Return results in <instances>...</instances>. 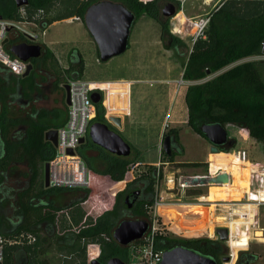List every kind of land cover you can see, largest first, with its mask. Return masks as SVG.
Segmentation results:
<instances>
[{
	"label": "trees",
	"instance_id": "16d2710c",
	"mask_svg": "<svg viewBox=\"0 0 264 264\" xmlns=\"http://www.w3.org/2000/svg\"><path fill=\"white\" fill-rule=\"evenodd\" d=\"M28 1L30 12L45 11L42 27L47 29L54 23L73 18L84 21L87 9L98 0ZM115 1L133 12L137 21L145 14L156 19L162 25L161 40L166 49L180 55V49L186 47L171 33L170 19L162 13V0ZM180 11L179 8L178 13ZM0 16L4 20L19 19L15 0H0ZM209 18L207 28L193 43L184 65L183 80L197 82L188 87L185 95L187 124L203 138L202 127L207 124L220 123L226 129L237 127L264 144V60L247 61L264 56V2L225 0ZM14 42L24 44L27 41L16 34L9 37L8 44ZM41 46L43 60L32 61L34 70L26 78L13 76L0 64V232L4 238L20 242L6 246L2 264H19L20 258L28 264H87L86 247L90 243L101 245L100 264H107L112 258L130 264V246L119 245L113 232L129 214L123 203L127 191L124 187L131 185L129 174L138 159L112 155L87 139L79 155L90 170L101 175L93 178V188L45 187L44 167L56 152L45 140V134L65 124L67 108L50 113L32 109L24 115L22 109L15 110L14 106L21 104L19 99H27L39 91L36 68L40 64L65 94L64 87L69 80L83 77L85 63L80 53L73 50L68 68L63 69L53 51ZM211 75L214 78L206 80ZM10 105L13 108H9ZM95 122L108 125L103 101L97 105ZM172 132L180 144L178 130ZM229 141V149L221 151L226 158L232 157V151L236 150L230 137ZM181 149L180 155L184 152L183 147ZM200 165L193 163L191 166ZM158 171L152 168L139 176L149 184L152 199L133 210L138 217L148 218V208L154 203ZM68 197H72L69 202ZM211 201L201 197L196 203ZM81 206L87 209L77 212ZM93 206L102 210L92 211ZM29 235L35 237V242L29 243ZM177 246L212 258L218 264H222L221 258L226 255L221 241L208 238L175 240L160 234L156 237L157 249L170 250ZM258 260L255 254L242 253L237 264H255Z\"/></svg>",
	"mask_w": 264,
	"mask_h": 264
},
{
	"label": "rangeland",
	"instance_id": "374dc122",
	"mask_svg": "<svg viewBox=\"0 0 264 264\" xmlns=\"http://www.w3.org/2000/svg\"><path fill=\"white\" fill-rule=\"evenodd\" d=\"M171 1L177 4L178 10L180 8L186 13L188 19L198 16L196 20H199L208 18L224 0L221 3L214 0L210 7L206 4L210 0ZM173 18L169 20L171 33L178 24ZM189 30V33H196L194 29ZM14 35L11 33L9 37ZM161 35L162 25L145 14L132 29L129 50L108 62H101L97 46L83 20L73 18L70 22L51 25L46 31L45 43L37 44L51 49L63 69L69 66L71 51L77 50L85 62L82 79L100 85L113 84L106 87L109 91L106 102L108 106L115 103L112 106L115 111L111 113L103 104L105 120L132 146L129 160L138 159L131 168L130 177L149 173L152 168L159 170L154 186V203L148 210V221L158 231L175 240L208 238L220 241L216 230L226 228L230 238L223 242L226 255L221 258L222 264H237L242 253L255 254L259 257L255 264H264V144L237 127L229 126V137L236 150L232 151V157L226 158L221 151L229 149L230 142L219 148V152L213 151L206 138L179 124L177 129L181 131L180 142L184 153L174 159L164 154L163 135L174 128L171 121L186 118L187 106L183 99L188 87L197 82L183 80L184 65L195 38L190 34L183 38L179 36L186 47L181 48L180 55H177L165 48ZM255 60H264V56L247 59ZM212 78L214 75L206 80ZM62 95L56 81L43 72L39 92L30 97L29 108L49 111L58 104L64 107ZM172 104L176 114L170 118L169 107ZM22 105L14 106V109L21 110ZM112 117L122 119V130L111 121ZM200 161L204 164L199 167L188 165ZM222 170L232 172L231 188H178V178L182 175H215ZM201 197L212 201L205 206L202 205L204 203L195 205ZM71 199L68 197L67 202ZM86 207L81 206L77 212L85 211ZM99 209L102 210L93 206L92 211ZM227 257L232 260L224 263L223 258Z\"/></svg>",
	"mask_w": 264,
	"mask_h": 264
},
{
	"label": "water",
	"instance_id": "95a60500",
	"mask_svg": "<svg viewBox=\"0 0 264 264\" xmlns=\"http://www.w3.org/2000/svg\"><path fill=\"white\" fill-rule=\"evenodd\" d=\"M17 8L28 6V0H15ZM163 15L166 18H173L177 15L178 10L170 4L166 3L163 7ZM0 20L3 17L0 16ZM137 20L136 15L131 12L122 3L111 1H103L91 5L84 16V24L95 42L98 52L99 61L108 62L114 57L123 55L129 50L130 37L133 27ZM8 44V39L4 41ZM10 52L19 59L27 62L40 59L43 54L41 45L19 44L10 48ZM34 70L32 62L28 65L26 74L22 78L30 76ZM66 104L70 103V87L65 85ZM93 102L98 105L102 101V96L98 92L92 94ZM1 113V105H0ZM111 121L119 128L123 129L121 118L112 117ZM202 133L205 138L212 144L213 151H218L219 148L229 143V133L225 126L220 123L207 124L202 127ZM247 134V133H246ZM248 135V134H247ZM89 139L91 142L118 157H129L132 149L122 136L111 130L106 124L94 123L90 128ZM45 140L50 142L54 147L57 146L58 131L52 129L45 134ZM86 142V139L80 141L81 145ZM170 139H165V149L169 157L172 156L170 151ZM69 154L74 152L69 150ZM44 183L45 187L49 188V163L44 167ZM230 184V174L226 171H221L217 175H182L178 178V188L180 189H198L209 188L210 186H227ZM128 200V199H127ZM149 230V224L145 220H124L116 227L113 232L114 240L123 247H128L134 242L140 241ZM221 242H227L230 238L229 230L219 228L216 230ZM224 263L231 261L227 257L223 259ZM92 264H100L95 261ZM107 264H126L119 258H112ZM161 264H218L212 258L202 256L192 250L177 246L173 249L166 250Z\"/></svg>",
	"mask_w": 264,
	"mask_h": 264
},
{
	"label": "built area",
	"instance_id": "2783aa9c",
	"mask_svg": "<svg viewBox=\"0 0 264 264\" xmlns=\"http://www.w3.org/2000/svg\"><path fill=\"white\" fill-rule=\"evenodd\" d=\"M85 1V0H80ZM223 0H220L221 3ZM225 1V0H224ZM236 1H257L264 0H236ZM214 0H210V5ZM19 9V19L0 20V64L10 73L22 78L28 69L31 61H23L10 52V48L19 45L18 42L4 44L11 33L20 34L27 42V45H39L44 43L47 29L42 27L45 11L43 9L34 12L29 11V5ZM80 20L79 18H74ZM210 18L187 19L188 29L196 30V33L184 31V35L190 34L196 39L203 35L208 26ZM176 29L181 30V27ZM173 33V31H172ZM174 34V33H173ZM176 35V34H175ZM183 35V36H184ZM182 37L181 35H177ZM193 42V43H194ZM7 45L8 48H7ZM70 87V103L67 105V119L63 126L57 129L58 141L55 148V156L49 162V188H60L68 190L91 189L93 188V174L79 155L80 141L87 139L90 128L97 117V105L92 100V94L98 92L102 96L105 105L107 92L106 87L99 83H91L84 79L69 80L66 84ZM69 150L74 152L69 154ZM163 235L150 224L148 232L137 242L130 245V264H161L166 250L156 248L157 235ZM29 243L35 242V237L29 235ZM20 244L19 241L6 239L0 232V264L3 263L5 248L7 245ZM87 264L99 262L101 245L90 243L86 247ZM232 257V254H231ZM230 257V258H231ZM232 260V259H231Z\"/></svg>",
	"mask_w": 264,
	"mask_h": 264
},
{
	"label": "flooded vegetation",
	"instance_id": "af4514ba",
	"mask_svg": "<svg viewBox=\"0 0 264 264\" xmlns=\"http://www.w3.org/2000/svg\"><path fill=\"white\" fill-rule=\"evenodd\" d=\"M103 1H111V2H115V3H119V2H116L115 0H98L96 3H99V2H103ZM164 1H168V2H165L164 4H163V2L161 1L160 2V4H161V8H162V10H163V7H164V5L166 4V3H170V4H172L174 7H175V9L176 10H178L177 9V4L175 3V2H173V1H171V0H164ZM95 3V4H96ZM162 5H163V7H162ZM172 19V18H171ZM84 22V21H83ZM43 57H44V51H43V54H42V57L40 58V59H37L38 61H40V62H42V60H43ZM37 73H38V80H37V86H38V84H39V86H40V80H41V78H42V73L44 72H46L45 71V69L42 67V65L40 64V66H37ZM37 93V91L35 92V93H33V95L34 94H36ZM32 96V95H31ZM30 96V97H31ZM30 97H29V99L28 100H26L25 101V99H19V101L21 102V104H23V105H25L26 107V109H30L29 111H32V108H29V107H31L30 106ZM34 109V108H33ZM94 123H100V122H94ZM93 123V124H94ZM107 125V124H106ZM110 124H108L107 126H109ZM109 127H111V130H114L115 131V129L110 125ZM174 129H176V130H178L177 128H173V129H171V130H169L168 131V133H166V134H164L163 135V138H162V149H163V152H164V154L169 158V159H174V157L175 156H180V153L182 152L181 150V147H182V145H180L179 143H177V139H176V135H175V133H173L172 131L174 130ZM115 132H117V131H115ZM178 132H179V130H178ZM118 133V132H117ZM179 135V134H178ZM167 137H169V139H170V146H169V148L168 149H170V151H171V153H172V156L171 157H169L168 155H167V151H166V149H165V147H164V145H165V139L167 138ZM87 139H89V136H88V138ZM86 139V140H87ZM180 139V138H179ZM230 142V141H229ZM131 146V145H130ZM225 146H227V144L225 145ZM225 146H222V147H225ZM131 149H132V152H131V155H132V153H133V148H132V146H131ZM107 152V151H106ZM184 153V152H183ZM130 155V156H131ZM129 156V157H130ZM129 157H126L127 159H129ZM122 158H124V157H122ZM193 163H200L201 165L202 164H204L203 162H192V163H188V165H193ZM185 164H187V163H185ZM99 165H97V167H98ZM102 167V169L105 167V165H103V166H101ZM98 168H100V167H98ZM91 171V173L93 174V176L94 177H99V176H101L100 174H97V173H95V172H93L92 170H90ZM129 183H131V185L128 187V185H125V187H124V189H126L127 191H126V193H125V195H124V197H123V203H124V205H125V207H126V209H127V211H128V213L129 214H127L125 217H123V219H122V221H124V220H133V221H136V220H145L148 224H149V227H150V222L148 221V219H149V217L146 219V218H143V217H138V216H136L134 213H133V210H137V209H139L140 208V205H142V204H146L147 202H149L151 199H152V192H150V190H149V184L147 183V181L146 180H140L139 179V177H135V178H131L130 177V180H129ZM128 199V200H127ZM147 205V204H146ZM146 205H145V208H147L146 207ZM149 209V208H148ZM147 214H149V211H147ZM121 221V222H122ZM120 224V223H119ZM129 247V246H128ZM21 260H20V263L19 264H28L26 261H25V259L24 258H20Z\"/></svg>",
	"mask_w": 264,
	"mask_h": 264
},
{
	"label": "crops",
	"instance_id": "0c3cea01",
	"mask_svg": "<svg viewBox=\"0 0 264 264\" xmlns=\"http://www.w3.org/2000/svg\"><path fill=\"white\" fill-rule=\"evenodd\" d=\"M178 1H181V0H178ZM214 3V2H213ZM207 4V3H206ZM217 4V3H216ZM215 4V5H216ZM212 4H210V5H207L208 7H210ZM189 17H193V16H189ZM196 17H198V16H196ZM196 17H194V18H190V19H196ZM70 20H72V19H70ZM66 21H68V20H66ZM63 22V21H62ZM57 23H59V22H57ZM54 24H56V23H54ZM53 24V25H54ZM45 43V42H44ZM51 50V49H50ZM32 62V61H31ZM85 63V62H84ZM33 64V63H32ZM101 85H103L104 87H108V86H113V84H101ZM39 92V91H38ZM185 95H186V93H185ZM61 100H62V102L61 103H63V106L65 105V107H62V104H58V105H56L55 107H53L51 110H49V111H47L48 113H50V112H52V111H55L56 109L58 110V111H64V109L66 110V108H67V104H66V94H63L62 96H61ZM183 101L185 102V96H184V99H183ZM115 104V103H114ZM113 104V105H114ZM186 104V103H185ZM112 105V106H113ZM105 106H106V108H108L109 109V111L111 110V113H113V111H115V107L113 108L110 104H109V106L107 105V102H105ZM26 106L25 105H22V110L24 111L26 108H25ZM42 108H44L43 106H42ZM60 108L62 109V110H60ZM175 106L172 104V105H170V107H169V113L171 114V115H169V117L170 118H172L173 117V115H175L176 114V111H175ZM35 110H37V109H35ZM25 113L27 112V111H24ZM187 120H188V110H187V116H186V118L183 120V121H171V122H173V124L175 125V126H173L174 128H177L178 127V125L179 124H183V126H188V124H187ZM177 123V124H176ZM189 127V126H188ZM190 128V127H189ZM120 130H122V129H120ZM179 130V129H178ZM180 136H181V131H179V138H180ZM181 143V142H180ZM200 162H203V161H200ZM201 205V203H195V205ZM202 205H206L205 203L204 204H202Z\"/></svg>",
	"mask_w": 264,
	"mask_h": 264
},
{
	"label": "bare ground",
	"instance_id": "6f19581e",
	"mask_svg": "<svg viewBox=\"0 0 264 264\" xmlns=\"http://www.w3.org/2000/svg\"><path fill=\"white\" fill-rule=\"evenodd\" d=\"M187 19H188L187 15H186V13L184 11H180L173 18L174 21L178 22L177 25L175 24V27L173 29V33L174 34L183 36L184 35V31H188L189 30L188 29V24L186 23ZM70 21L71 20H68V22H70ZM177 27H181L182 29L178 30V29H176ZM222 171H225V170H222ZM219 172H221V171H219ZM226 172H228L230 174V184L229 185H227V186H210L209 188H222V189H225V190L228 189V188H231V186H232V172H230V171H226ZM217 174H215V175H217Z\"/></svg>",
	"mask_w": 264,
	"mask_h": 264
}]
</instances>
